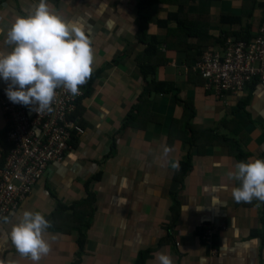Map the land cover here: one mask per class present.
I'll use <instances>...</instances> for the list:
<instances>
[{
    "label": "crops",
    "instance_id": "crops-1",
    "mask_svg": "<svg viewBox=\"0 0 264 264\" xmlns=\"http://www.w3.org/2000/svg\"><path fill=\"white\" fill-rule=\"evenodd\" d=\"M179 1L180 12L167 19L177 14ZM47 2L91 40L89 94H83L72 113L79 130L73 131L64 160L50 162L21 205L0 220V260L33 264L7 238L17 214L32 210L52 225L46 230L50 251L39 264H159L160 252L173 264H264L263 202L237 203L232 188L239 182L227 176L239 162L238 151H229L217 140L201 153L198 143L188 145L176 138L165 144L169 123L182 115L181 103L171 93H150L149 104L135 110L150 118L155 115V120L142 127L121 124L144 85L137 56L144 44L135 39L136 0ZM36 3L0 0V49L9 48L7 29L15 16L26 14ZM263 6L264 0H177L141 11L145 35L156 38L154 52L161 60L146 80L171 83L177 97L192 105L187 125L193 130L212 128L236 140L246 161L264 158V84L254 81L239 95L219 97L204 89V81L192 69L199 52L219 47L224 37H253ZM159 20L164 25H157ZM177 20L190 22L196 34L176 33ZM5 85L0 79V88ZM6 126L0 109V162L4 146L10 145ZM165 145L172 149L167 156ZM186 155L189 166L179 180L172 163L180 164ZM87 193L92 194L93 210L80 215L81 224L87 225L72 224L65 232L62 226L71 221L72 202ZM211 224L214 233L208 242L202 237ZM141 251L144 255L137 262Z\"/></svg>",
    "mask_w": 264,
    "mask_h": 264
},
{
    "label": "clouds",
    "instance_id": "clouds-1",
    "mask_svg": "<svg viewBox=\"0 0 264 264\" xmlns=\"http://www.w3.org/2000/svg\"><path fill=\"white\" fill-rule=\"evenodd\" d=\"M5 43L9 48L0 49V79L6 82V96L14 104L51 113L57 88L75 97L91 77L93 49L89 36L76 22L61 17L47 0H38L26 14L15 16ZM171 151L167 145L163 147L165 156ZM172 167L178 170L179 162ZM227 176L239 182L232 188L237 203H251L253 199L264 202V158L238 162ZM51 226L41 212L23 210L7 238L20 256L39 264L50 251L46 230ZM156 259L159 264H173L164 252L157 253ZM0 264L6 262L0 260Z\"/></svg>",
    "mask_w": 264,
    "mask_h": 264
},
{
    "label": "built area",
    "instance_id": "built-area-1",
    "mask_svg": "<svg viewBox=\"0 0 264 264\" xmlns=\"http://www.w3.org/2000/svg\"><path fill=\"white\" fill-rule=\"evenodd\" d=\"M193 73L204 81V89L215 96L239 95L254 81L264 84V6L263 16L253 37L248 40L224 37L217 47L200 52ZM66 89L57 88L53 111L35 112L14 104L0 88V109L7 118L5 136L9 148L0 164V220L15 211L31 193L50 162L64 160L71 131H78L76 119L70 118L76 100ZM203 240L211 242L214 227L206 226Z\"/></svg>",
    "mask_w": 264,
    "mask_h": 264
},
{
    "label": "trees",
    "instance_id": "trees-1",
    "mask_svg": "<svg viewBox=\"0 0 264 264\" xmlns=\"http://www.w3.org/2000/svg\"><path fill=\"white\" fill-rule=\"evenodd\" d=\"M158 3H169V4H175L177 3V0H136V8H137V14H138V25L136 28V32H135V39L136 41H138L139 43L144 44V48L143 50L137 55L139 58L138 60V68L139 71L142 74V78H143V88L140 92V94L138 95V97L136 98L135 103L130 107L127 115L124 118V121L121 123L123 126H132V123H136L135 125H137L138 127H142L144 123H146L147 121H152L155 120V115L150 117H147V113H145L144 115L140 112H136L135 110L144 105L149 104V100H148V96L150 93H171L172 97L174 99V101L176 102H180L181 106H182V115L180 117V119L177 120H171V122L169 123L168 126V131L166 134V139H165V144L170 145L174 139L178 138L179 140H181L182 142H185L188 145H196V143H198V152L201 153L205 146L208 144L213 143L214 141H220L222 144L225 143V145H227L229 147V151H238V159L239 162L246 161V155H243L241 153V151L238 149L237 147V141L232 139L231 137H227V136H221V135H217L215 134L214 130L212 128H200V127H196L193 126L194 130L192 129V127H190L189 125H187V121L192 117L193 115V111H192V105L189 101H181L178 97H177V88H175L171 83H166V82H157L154 81L152 79L146 80L147 75H149L150 73L153 72L154 69V63H161V60L159 62V59H157V57L155 56V43H156V38L154 37H149L147 39L146 35H145V31H146V19L145 17L141 14L142 10H145L146 8H148L150 5L153 4H158ZM180 1H179V9L177 11V14L173 15V16H167V19L170 18H175L178 15V12H180ZM178 24L176 25V29L175 32L178 34H182L183 30H186V35L185 36H189V35H195L196 34V29L193 28V26L190 24V22H186L187 24L184 25L182 23V21H176ZM165 21H157V25H164ZM239 39H245L244 37L239 36ZM248 40V39H246ZM223 43V41H222ZM179 49H181L182 47H177ZM183 49V48H182ZM200 56V52L198 54V58L199 59ZM155 64V65H156ZM198 76V75H197ZM199 77V76H198ZM200 79V78H199ZM201 80V79H200ZM86 89L84 94L88 95L89 94V86H90V80H88L86 82ZM78 100H76V104L78 103ZM140 110V109H139ZM80 111V108L77 110ZM73 115V114H72ZM72 115L70 116V118H72ZM234 123L236 120H233ZM232 122V121H231ZM226 123V122H225ZM224 124V122H223ZM77 125V124H76ZM183 128V129H181ZM186 130V132H185ZM73 131L71 132V139H73ZM186 134V135H185ZM211 137V139H210ZM71 141V140H70ZM9 146L5 145L4 146V151L2 154V160L0 162V164L3 162V156L5 155V153L7 152ZM238 149V150H237ZM189 166V159L188 156L186 155L184 157V159L180 162L179 164V169L177 170L175 177H177L179 180L181 178V175L183 174V172H185V170L188 168ZM96 176H98V174H96ZM92 194L87 193V196L83 199L80 200H76L74 202H72L73 204L71 205L72 207V212L71 214L68 216V218L71 219V224H69L70 222H68V224L66 226H62V230H64L65 232L67 231V233L69 232V228L71 227V225H77L79 228L82 225H87V223L81 224V217L80 215L82 213H86V212H91L93 210V207L91 206V202H92ZM59 206H63V204H59ZM263 206H264V202H263ZM78 220H77V219ZM264 233L262 234V238H263ZM83 242V237L82 235L77 239V244L79 245V247L81 246ZM144 255V252L141 251L138 255L137 258V262L140 261L142 259Z\"/></svg>",
    "mask_w": 264,
    "mask_h": 264
}]
</instances>
